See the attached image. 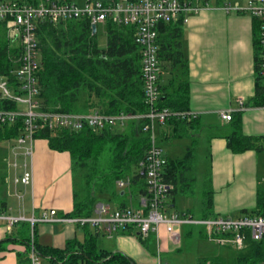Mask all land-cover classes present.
<instances>
[{
    "label": "crops",
    "instance_id": "crops-1",
    "mask_svg": "<svg viewBox=\"0 0 264 264\" xmlns=\"http://www.w3.org/2000/svg\"><path fill=\"white\" fill-rule=\"evenodd\" d=\"M187 1L198 3L201 8L189 14L184 24L181 37L182 60L175 61L167 56L161 64L159 83L164 107L171 110H191L195 112L196 117L192 123L175 119L157 125L159 141L165 150L167 142L172 148L176 145V140L191 138L196 142L195 148L199 146L200 149L203 139L208 138L209 146L206 152L215 148L216 141L228 151L245 152V144L242 143L251 140L255 146L246 148V152L255 151L257 155H262L264 104L259 103L257 99L256 74V39L260 32V19L246 11L225 8L226 4L243 7L248 0ZM240 98H244V107ZM223 111L231 112L232 118L223 119ZM15 137L0 139V142L5 144V147L0 149V203L5 202L4 210L15 215L23 214L27 218H39L44 212L54 208L56 220L36 221L34 224L27 222L24 227L15 226L12 230L0 225V264H19L18 253L27 249L25 242L10 241L12 234L28 235L29 239L31 238L30 258L34 241L42 248L64 249L69 241L84 242L87 236L92 234L91 231L97 234L98 250V240L102 235L117 236L111 249L107 251H120L137 264H155L159 254L168 264H198L199 257L207 255L199 253L197 249L199 241L202 240H185L183 228L169 235L165 227L161 226L158 232L150 234L144 240L137 228L130 231L120 229L107 234L95 225L86 227L70 220L72 216L69 213L73 211L75 204L70 151L51 148L47 138L38 137L33 157L30 158L32 183L28 186L16 185L13 179L14 168L11 165ZM189 149L193 153V162L188 171L194 172L197 164L195 151L187 147V152ZM165 152L170 161H178L185 156L176 153L173 155L166 150ZM180 166L181 164L178 165ZM186 183L195 187L196 182L191 181L189 177ZM185 184L179 183L175 194L169 195L170 207L193 214L204 215L208 210L214 213L212 198L194 204V209L179 208L177 197L180 193L188 196H195L196 193L195 189L192 190L191 186ZM256 188L255 207L252 210L258 207L259 201L264 197V183L258 184ZM16 190L23 193V199L16 195ZM142 195L138 193L133 197L124 196L119 199L109 195V198L103 200L114 208L120 207V202L125 204L123 206H138ZM246 210L249 209L244 207L241 213L235 216L246 213ZM39 258L42 264L57 263L55 258L49 255Z\"/></svg>",
    "mask_w": 264,
    "mask_h": 264
},
{
    "label": "trees",
    "instance_id": "trees-1",
    "mask_svg": "<svg viewBox=\"0 0 264 264\" xmlns=\"http://www.w3.org/2000/svg\"><path fill=\"white\" fill-rule=\"evenodd\" d=\"M17 1L38 4L42 0ZM184 24L183 18L158 24L161 64L167 56L175 61L182 60L181 37ZM5 25L6 20L0 19V76L13 82L15 76L10 74L13 63L4 35ZM104 26L107 44L101 47L96 38L97 32L93 33L91 22L86 17L63 19L55 23L48 20L39 22L38 80L40 99L45 109L63 112L100 110L109 114L145 113L149 109L144 99L142 52L140 45L135 41V26L118 24L111 20ZM256 40L257 99L259 103L264 104V78L260 72L262 47L259 36ZM17 106L15 102L0 99V107ZM159 106L164 107L161 98ZM175 119L178 118L172 120ZM180 120L192 123L195 118L187 119L185 116L180 117ZM146 122V118H134L126 120L123 125L98 128L88 123L78 129L65 126L43 127L35 133L37 138H47L51 148L68 150L71 153L75 204L73 211L69 213L70 216L93 215L99 192L109 194L115 199L133 197L135 192L145 194L146 180L140 175L139 167L150 144V134L144 129ZM22 126V118L16 123L0 126V139L17 136ZM229 144L233 147L231 142ZM242 144H245L244 149L255 146L251 140ZM192 154L189 149L179 162L169 159L164 177L175 186L170 194H175L179 183L185 184L188 180L186 173L192 167ZM118 180H128L129 183L120 187ZM193 180L194 178H191V181ZM185 185L192 187L190 183ZM118 204L122 207L125 205L121 202ZM4 205L5 202L0 203V209H4ZM263 212L264 197L255 210H246V213L251 214ZM211 214L208 210L203 217ZM26 223L27 221H24L17 226L24 227ZM182 228L185 240L206 239V233L200 226L186 224ZM131 229L132 227L125 228L129 231ZM91 233L84 242L69 241L64 249L42 248L35 241L33 246L39 256L54 257L56 264H137L120 251L102 253L97 248V234L92 231ZM12 236L10 241L27 243L26 251L18 253L19 264H32L29 254L31 238L29 239L28 235ZM229 253L226 256H200L198 264H261L264 260V240L251 241L245 251Z\"/></svg>",
    "mask_w": 264,
    "mask_h": 264
},
{
    "label": "built area",
    "instance_id": "built-area-1",
    "mask_svg": "<svg viewBox=\"0 0 264 264\" xmlns=\"http://www.w3.org/2000/svg\"><path fill=\"white\" fill-rule=\"evenodd\" d=\"M201 6L187 0H85L79 6L78 0H42L38 4L8 0L0 1V19L7 22L11 41L16 44V54L9 56L15 68L13 82L0 76V99L17 103V108L0 107V126L16 123L22 118V128L12 145L14 182L28 186L33 180L31 159L35 150V133L43 128L65 126L81 128L85 123L98 128L106 125H123L126 120L146 118L144 129L150 134V144L145 158L140 162L139 173L146 180V192L138 206L114 208L105 200L98 201L93 215L69 218L80 225H95L100 231L112 234L128 227L137 228L143 239L158 232L164 226L169 235L176 233L186 224L200 226L206 239L224 246L244 250L251 241L264 240V212L262 214L243 213L238 216L214 215L196 216L195 214L172 209L170 191L175 187L164 177L169 158L159 141L156 126L180 117L195 118L191 110H171L159 106L161 98L158 24L175 22L180 18L186 22L189 14L197 12ZM228 10H242L260 19L259 32L261 52V75L264 78V0H248L243 7L226 4ZM86 17L93 23L105 25L109 20L118 24L135 26V41L140 45L143 62L145 113L109 114L100 110L90 112H63L45 109L40 99L38 71L40 69L39 39L37 27L40 21L58 22L63 19ZM244 98H240L242 106ZM244 107V106H243ZM223 119L230 120L231 112H221ZM120 187L128 180H118ZM23 199V193L16 190ZM56 210L52 208L39 218H27L23 214H12L0 209V225L8 230L22 222L54 221ZM32 264H42L35 249L32 251ZM155 264H168L159 258ZM261 264H264V260Z\"/></svg>",
    "mask_w": 264,
    "mask_h": 264
},
{
    "label": "rangeland",
    "instance_id": "rangeland-1",
    "mask_svg": "<svg viewBox=\"0 0 264 264\" xmlns=\"http://www.w3.org/2000/svg\"><path fill=\"white\" fill-rule=\"evenodd\" d=\"M78 4L81 7L84 6L85 0H78ZM4 28L9 56H13L16 54V44L11 41L7 22ZM96 38L101 47L106 46L107 34L106 27L103 24L98 25ZM13 68H15L14 65ZM10 74L12 73L10 72ZM205 136L207 135H204V137ZM216 142L217 144L215 148L211 151L208 150L209 152H206L207 147L209 146L208 138L203 139L202 147L200 149L199 146H197V149L195 148L196 142H193L191 138L176 140V145L172 148L168 142L166 143L165 150L173 155L175 153L177 155H186L187 147H191L195 151V161L197 162L195 166L196 170L194 172L188 171L186 173L188 178H194V181L196 182L194 187V191L196 192L195 196H188L180 193L177 197V205L179 208L190 207L191 209H194V204L196 205L201 201H208L209 198H212L214 202V213L210 216L221 214L234 217L241 213V209L244 207L248 208V211H252L255 207L256 187L258 184L264 183V152L262 155L259 153L257 155L255 151L246 152L247 149L244 150L245 152H243V150L228 151L219 141ZM3 147H5V144L0 142V149ZM136 194L137 192H135V195ZM105 198H109V194L97 193L98 201ZM14 199L17 201V197L14 196ZM195 215L203 216L201 213H196ZM116 237L117 236L108 237L107 235H102L98 240L99 250L102 253L110 250L111 245H113L112 242L116 240ZM197 249L199 250V253L202 254L220 256H226L230 254L229 252L233 251H241L234 249L233 247L221 245L217 242H211L207 239L199 241Z\"/></svg>",
    "mask_w": 264,
    "mask_h": 264
},
{
    "label": "water",
    "instance_id": "water-1",
    "mask_svg": "<svg viewBox=\"0 0 264 264\" xmlns=\"http://www.w3.org/2000/svg\"><path fill=\"white\" fill-rule=\"evenodd\" d=\"M91 27H92L93 33L97 32V24L96 23H93Z\"/></svg>",
    "mask_w": 264,
    "mask_h": 264
},
{
    "label": "bare ground",
    "instance_id": "bare-ground-1",
    "mask_svg": "<svg viewBox=\"0 0 264 264\" xmlns=\"http://www.w3.org/2000/svg\"><path fill=\"white\" fill-rule=\"evenodd\" d=\"M8 63V62H7Z\"/></svg>",
    "mask_w": 264,
    "mask_h": 264
}]
</instances>
